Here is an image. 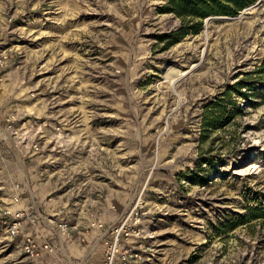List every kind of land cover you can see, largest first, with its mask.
I'll list each match as a JSON object with an SVG mask.
<instances>
[{
  "label": "rangeland",
  "instance_id": "1",
  "mask_svg": "<svg viewBox=\"0 0 264 264\" xmlns=\"http://www.w3.org/2000/svg\"><path fill=\"white\" fill-rule=\"evenodd\" d=\"M168 1L0 0V264H264V0Z\"/></svg>",
  "mask_w": 264,
  "mask_h": 264
},
{
  "label": "trees",
  "instance_id": "2",
  "mask_svg": "<svg viewBox=\"0 0 264 264\" xmlns=\"http://www.w3.org/2000/svg\"><path fill=\"white\" fill-rule=\"evenodd\" d=\"M258 0H169L163 7V12L172 13L180 20L177 29L160 36L162 42L173 45L190 34H198L204 27V22L212 16H235L246 8L254 5ZM264 100V84L262 90ZM203 125L210 130L215 121L205 113ZM248 213L240 217L239 224L248 223L264 217V210L254 207L248 209ZM233 227V226H232Z\"/></svg>",
  "mask_w": 264,
  "mask_h": 264
},
{
  "label": "built area",
  "instance_id": "3",
  "mask_svg": "<svg viewBox=\"0 0 264 264\" xmlns=\"http://www.w3.org/2000/svg\"><path fill=\"white\" fill-rule=\"evenodd\" d=\"M7 63V56L6 55H0V73L2 72V69L5 67ZM8 127L12 128L13 126V117L7 118ZM7 214H11V212H7ZM13 219L9 223L8 232L10 237L17 236L23 227V218L24 213L23 212H17L16 214L12 215ZM57 229L63 233V235L70 236V226L69 223L64 219H58L57 222ZM53 247L51 243L45 241V242H38L35 238L28 236L24 243V251L27 255H29L32 258H39L44 253H52Z\"/></svg>",
  "mask_w": 264,
  "mask_h": 264
},
{
  "label": "water",
  "instance_id": "4",
  "mask_svg": "<svg viewBox=\"0 0 264 264\" xmlns=\"http://www.w3.org/2000/svg\"><path fill=\"white\" fill-rule=\"evenodd\" d=\"M257 4H258V2H257ZM209 19V18H208Z\"/></svg>",
  "mask_w": 264,
  "mask_h": 264
}]
</instances>
